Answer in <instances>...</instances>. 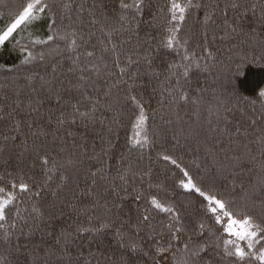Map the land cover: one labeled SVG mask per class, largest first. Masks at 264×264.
Returning <instances> with one entry per match:
<instances>
[{
	"label": "trees",
	"instance_id": "trees-1",
	"mask_svg": "<svg viewBox=\"0 0 264 264\" xmlns=\"http://www.w3.org/2000/svg\"><path fill=\"white\" fill-rule=\"evenodd\" d=\"M119 2L47 0L49 10L41 18L0 47V187L10 182L34 186L20 195V215L9 213L10 223L16 224L9 229L10 238L3 239L0 231V264H122L124 249L117 245L115 231L121 226L129 231L152 195L183 206L189 228L203 219L216 233L213 242H219L224 238L221 226L205 215L201 198L179 187L184 179L180 168L238 209L251 208L264 197V100L257 98V90L264 89V0H238L236 10L226 7L231 0H194L204 7L191 12L180 36L210 67L189 81L169 71L181 62L183 49L158 47L167 31L168 0H149L135 20ZM25 3L0 0V33ZM202 13L213 14V20L204 25ZM121 15L127 20L121 21ZM52 20L61 35L77 34L75 51L69 50V40L34 43L53 32ZM23 49L36 59L22 63ZM205 49L214 53V61L206 58ZM129 57L139 63L121 77L119 68L128 65ZM40 77L53 82L61 104L48 98ZM181 88L198 103H175L169 93L176 95ZM129 91L145 103L157 134L155 144L132 152L128 138L134 110L125 101ZM73 105L89 117L74 115ZM62 116L69 122L58 124ZM162 153L171 154L180 168L164 161ZM41 156L52 163L43 165ZM138 193L144 199H136ZM153 216V224L162 229L166 216ZM106 222L112 227L99 235L79 231ZM134 264L157 260L149 251Z\"/></svg>",
	"mask_w": 264,
	"mask_h": 264
},
{
	"label": "snow or ice",
	"instance_id": "snow-or-ice-1",
	"mask_svg": "<svg viewBox=\"0 0 264 264\" xmlns=\"http://www.w3.org/2000/svg\"><path fill=\"white\" fill-rule=\"evenodd\" d=\"M149 6V0H120L119 8L126 13H129L133 20L137 16H143L145 8ZM69 7V5H65ZM199 2L194 0H168V23L166 25L167 31L162 39L159 41L158 47L160 49H167L176 52L177 49H183V56L179 64L173 63L169 66V71L173 75H180L185 81L192 78L193 73L209 70L210 65L207 62L201 63L205 57L199 56L198 53L191 51L188 48V41L181 38L180 33L183 30L185 21L191 12L197 8H202ZM233 10L241 7L238 0H231L226 6ZM49 10L47 0H26L22 5L21 10L12 19L6 30L0 33V47L5 46L13 34L21 29L22 26L32 24L41 18V14ZM255 8L253 7L252 11ZM245 9V13H247ZM224 16L228 13L225 11ZM203 24L207 25L209 21L213 20V14L202 13ZM264 19V17H262ZM121 21L127 20V16L121 15ZM96 23L97 21H93ZM53 32L47 36L46 40L37 39L36 44H49L55 40H69V50L75 51L78 47L76 33L61 35L56 20L51 21ZM232 32H236L237 28L229 25ZM205 37L207 33H204ZM71 37V38H70ZM82 40L83 37H80ZM208 60H215L216 57L211 50H204ZM24 59L22 63H31L36 57L31 51L23 49ZM88 56H93V52H88ZM40 59H43L41 53ZM147 63H151L148 55L144 57ZM187 62V63H185ZM132 63H139L133 61L131 57L128 58V65L119 68L120 76H124L128 72V66ZM182 69V71H181ZM29 81L33 78L29 77ZM42 81L41 88L47 93L49 99L56 101L57 105L63 102V97L60 92L55 89L51 80L45 81L44 77L39 78ZM81 80L84 78L81 77ZM52 85L51 87H46ZM78 88L79 85H74ZM134 85L130 86V88ZM173 101L177 104L198 103L199 98H193L190 93L183 88L179 89L176 95L169 93ZM257 98L264 100V89L257 90ZM134 110V115L131 123L132 133L128 138L129 152L134 150L146 149L156 143V133L154 132L150 123V114L146 109L145 103L137 94L129 91L125 98ZM39 103V102H37ZM32 111H38L37 107H33ZM79 114L83 118L89 117V112H81L77 105H73V114ZM69 122L63 116L58 119L57 123L63 125ZM71 123H75V119H71ZM255 123V121H253ZM175 140V137H173ZM264 139V138H262ZM176 143H179L176 140ZM161 158L164 161L170 162L177 168L180 165L177 159L173 158L171 154L162 153ZM42 164L45 166L52 163L47 156H41ZM184 179L179 181V187L188 193H193L201 198V207L206 216L212 219L215 225L221 226V231L224 238L219 242H213L216 233L210 225H206L203 219L194 221L193 226L189 228L185 222V209L183 206H177L174 203L168 202L152 195L147 199L148 206L140 213L137 221L131 226L129 231H125L123 227L116 229L115 238L118 246L124 249L121 256L122 264H129L131 260L134 264L135 258L141 255H149V251L157 264H219L220 261H226L227 264H264V197L259 199L257 204L253 201L251 208L238 209L234 202L219 192L214 191L213 188L204 186L199 180L194 179L190 172L184 168H180ZM48 171H51L49 167ZM95 176L96 173H93ZM46 181L51 179V176H46ZM66 180L67 177H61ZM121 180L127 182V178L123 175ZM33 185L28 182H10L6 187H0V231H3V239L8 240L11 233L10 228H15V223H10L9 213L15 212L16 216L20 213L17 210V203L20 201V195L28 193L33 190ZM11 189V190H8ZM35 195L39 196L40 192L36 191ZM136 199L142 200L144 197L137 194ZM55 208V205H53ZM33 212L38 217H43L44 213L34 207ZM153 213L164 214L167 218V223H164L162 229L158 230L153 224ZM22 218V217H21ZM112 227L111 222H106L96 228H83L79 231L95 233L99 235L105 229ZM191 233V234H190ZM208 236V239L204 237ZM65 237L61 233V239ZM60 243V240H57ZM146 249L148 251H146ZM211 254V255H210Z\"/></svg>",
	"mask_w": 264,
	"mask_h": 264
}]
</instances>
